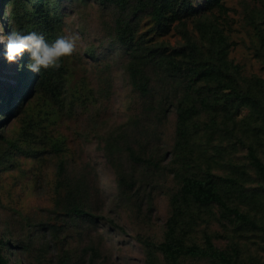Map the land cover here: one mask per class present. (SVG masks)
I'll use <instances>...</instances> for the list:
<instances>
[{
    "label": "rangeland",
    "instance_id": "1",
    "mask_svg": "<svg viewBox=\"0 0 264 264\" xmlns=\"http://www.w3.org/2000/svg\"><path fill=\"white\" fill-rule=\"evenodd\" d=\"M47 3L48 25L28 26L25 31L42 32L49 41L58 35L77 34L78 38L74 51L61 58L59 68L32 72L33 82L12 109L4 110L6 96L1 94L0 133L5 139H0V233L11 242V248L5 246L3 252L11 264H88L86 247L94 244L100 251L95 264H145L142 239H162L170 213L169 194L177 180L167 170L149 182L151 174L132 165L139 191L132 192V199L120 196L112 152L128 163L123 151L128 142L140 153L162 158L163 164L172 166L177 112L172 107L161 119L144 110L143 100L128 81L126 55L112 34L113 5L98 0ZM222 3L201 17L207 31L197 28V19L188 20L186 29L205 53L211 51L209 35L221 40L239 82L253 89L264 77V0ZM19 9L0 0V34L16 29L10 12ZM151 24V19L143 16L140 31ZM182 30L177 25L166 35H156L154 42L165 44L177 58L185 56L189 48ZM25 58L12 63L0 58V80L6 88L25 78L19 75ZM175 95L171 91V98ZM252 117L249 108L242 107L234 122H226L220 111L211 129L207 113L196 117L193 144L187 148L189 170L201 173L209 167L217 174H234L232 162H247V148L235 141L241 134L258 145L264 158V133L258 129L255 133L254 126L245 125L247 120L252 125L263 120ZM110 138L116 140V151L107 145ZM60 159L66 163V180L81 178L85 182L80 202L102 216L94 223L69 212L73 199L68 188L59 183ZM246 168L248 195L234 200L264 225V182L250 166ZM199 215L193 232L199 242L204 232H209L217 246L228 250L235 246L244 259L264 264L263 231L222 219L216 207ZM190 262L215 264L207 259H187L184 264Z\"/></svg>",
    "mask_w": 264,
    "mask_h": 264
},
{
    "label": "trees",
    "instance_id": "2",
    "mask_svg": "<svg viewBox=\"0 0 264 264\" xmlns=\"http://www.w3.org/2000/svg\"><path fill=\"white\" fill-rule=\"evenodd\" d=\"M9 5L20 7L19 11L10 12L16 29L25 31L28 26L48 25L49 0H5ZM103 5H113L116 16L112 25L115 42L126 55L125 69L133 90L144 102L147 114L155 113L159 118H166L173 107L177 112L176 138L174 143V162L172 166L162 163V158L142 154L131 143H125L128 163L118 157L114 160L116 183L120 196L132 199V192H138L139 181L135 168H142L151 174L149 182L156 181L154 176L168 170L177 180V187L169 194L170 213L165 223L161 240L142 239L146 248L145 264H184L185 260L207 259L215 264H256L252 259L241 257L239 249L232 246L230 250L216 245L213 236L204 232L203 241L194 236L199 224V212L216 207L220 217L235 222L238 227L264 232L255 215L244 210L234 199L247 197L246 177L251 167L264 182V158L261 150L251 138L246 140V134L237 135V143L247 148V162H232L234 174H217L207 167L203 172H193L187 166V148L193 144V127L196 117L202 113L209 116V129L214 127L217 114L222 111L226 122H234V116L242 107H248L252 118H262L258 125L245 122L248 127L254 126L264 133V77L258 79L259 84L253 89L243 87L227 60V46L222 41H216L215 36H208L210 53H205L192 39L186 29L188 20L197 19L196 25L200 31H207V23L201 21L203 14L222 7V0H98ZM143 13V14H142ZM147 16L152 24L140 31L141 18ZM180 25L186 39L189 52L177 58L168 52L165 44L154 42L156 35L163 36ZM214 35L217 30L214 29ZM264 40V35L261 34ZM92 49V48H90ZM217 52L218 57L213 56ZM22 78L17 84L6 85L0 80V110L1 97L6 98L4 110L12 109L15 101L24 94L25 87L31 85L34 78L32 72L23 68ZM34 76V75H33ZM241 86H240V85ZM171 91L176 95L171 98ZM5 95H1L2 93ZM244 120V119H243ZM217 124V123H216ZM0 139H5L0 133ZM116 140L110 138L107 145L116 151ZM9 145L14 143L9 142ZM59 151L60 147L54 145ZM191 158L189 159V161ZM66 163L60 159L57 163L59 183L67 187V193L73 199L69 212L90 223L102 216L90 211L80 201L84 199L81 178L66 180ZM154 188V186H153ZM141 207V204H139ZM112 225H118L109 219ZM11 248L10 239L0 233V264H11L9 257L3 252L4 247ZM88 264H95L100 257L99 249L90 244L86 247ZM161 255V258H160ZM188 264H196L190 262Z\"/></svg>",
    "mask_w": 264,
    "mask_h": 264
},
{
    "label": "clouds",
    "instance_id": "3",
    "mask_svg": "<svg viewBox=\"0 0 264 264\" xmlns=\"http://www.w3.org/2000/svg\"><path fill=\"white\" fill-rule=\"evenodd\" d=\"M77 38V34L58 35L49 41L42 32L11 29L0 34V58L12 63L26 57L22 66L39 74L41 68H59L61 58L74 51Z\"/></svg>",
    "mask_w": 264,
    "mask_h": 264
}]
</instances>
